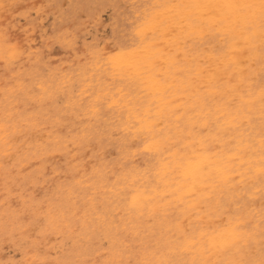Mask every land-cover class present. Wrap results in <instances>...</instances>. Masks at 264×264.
<instances>
[{"label":"bare ground","instance_id":"bare-ground-1","mask_svg":"<svg viewBox=\"0 0 264 264\" xmlns=\"http://www.w3.org/2000/svg\"><path fill=\"white\" fill-rule=\"evenodd\" d=\"M148 1L158 9L142 22L147 39L137 36L140 42L127 46L126 50L130 48L110 63L113 78L103 87L99 84L92 102L83 107L95 114L98 111L94 106L104 104L112 112L110 116L117 118L121 125L120 134L125 132L123 138L139 139L141 144L140 151L132 153L127 167L105 165L102 169L114 179L118 177L115 170H125L127 180L116 179L104 184L101 191L92 190L90 195V202L110 199L106 208L110 223L106 235L112 241V260L128 258L122 255L126 250L119 238L128 235L125 226L131 219L137 224L135 230H148L149 237L158 236L152 240L156 241L153 250L139 253L141 258L145 255L157 260L175 257L178 242L185 239L186 233L193 250L181 258L189 264L202 258L216 259V249L211 248L210 257H204L203 246L220 244L234 229L245 228V234H250L252 240L249 254L253 258L258 255V259V239L264 225L260 208L264 186L252 177L261 163L259 153L245 151L243 158H238L230 154L232 142L227 141L215 145L219 156L216 152L201 155L199 143H191L193 137L182 130L200 129L207 114V109L202 110V97L213 101L215 112L216 101L230 99L233 87L248 99L253 115L258 114L261 91L257 76L264 59L261 55L264 32L259 21L251 11L241 14L237 10L205 6L259 3V0ZM4 49V39L0 36V53ZM186 50L189 55L185 59ZM115 83L123 88L111 87ZM236 101L240 102L239 95ZM217 114L221 120L225 119L224 113ZM10 121L9 118L0 121V143L5 145L10 144L11 132L15 129ZM177 139L185 141L179 152L174 145ZM161 143L172 144L173 151L159 156L151 175H145L142 171L145 165L138 163L136 157L153 156V147ZM254 143L258 147V135ZM239 151L231 149V152ZM228 180L237 183L232 185ZM114 190L130 194L134 191L141 198L142 207L137 215L127 216L124 206L116 202ZM147 217L155 223L154 227L147 225L150 222ZM178 219L184 232L178 230ZM120 226L124 228L116 230ZM143 234L144 231L142 238Z\"/></svg>","mask_w":264,"mask_h":264},{"label":"rangeland","instance_id":"rangeland-1","mask_svg":"<svg viewBox=\"0 0 264 264\" xmlns=\"http://www.w3.org/2000/svg\"><path fill=\"white\" fill-rule=\"evenodd\" d=\"M5 3L16 10L9 12L5 21L0 8V36L5 45L0 53V121L5 118L7 106L15 129L10 144L0 143V262L111 261L112 247L106 235L110 199L90 202V195L94 189L103 190L104 184L124 180L125 170H115L118 177L114 179L102 169L105 165L116 168L129 164L137 150L129 152L128 146L141 144L139 139L123 138L125 132L120 134L121 125L104 104L95 114L83 107L92 102L99 84L103 87L113 78L110 63L130 48L126 50L127 46L140 42L128 23L124 46L113 48L110 44L114 32L127 23L126 16L131 13L141 28L144 17L151 13L143 9L132 12L131 5L150 2L4 0L0 5ZM5 28L10 32L8 38L4 36ZM5 67L10 68L9 80L15 82L7 91ZM37 68L48 73L43 81L49 89L46 95L49 99L59 95L62 106H53L49 111L45 101L42 110H29L26 105L41 108V101L27 92L17 103L14 88L19 89L18 82ZM118 86L123 88L111 85ZM145 156L139 154L137 162L143 163ZM101 179L108 181L101 183ZM146 220L154 227L150 217ZM130 221L125 226L128 235L144 231L143 238H149L152 245L156 243L152 240L158 236L149 237L148 230H135L136 222ZM113 233L117 234L115 230Z\"/></svg>","mask_w":264,"mask_h":264},{"label":"snow or ice","instance_id":"snow-or-ice-1","mask_svg":"<svg viewBox=\"0 0 264 264\" xmlns=\"http://www.w3.org/2000/svg\"><path fill=\"white\" fill-rule=\"evenodd\" d=\"M205 7H214V8H225L230 10H237L241 14H243L246 10L251 11L255 16V19L259 21L260 29L264 32V0H259V3H240V4H223V5H207ZM0 8L3 9L5 13L4 20H8V13L14 12L15 6L12 4H3L0 5ZM132 12L138 13L141 9L144 10L146 14L150 12H154L158 9L157 5H153L150 3L144 4H133L131 5ZM127 23L123 28L114 32L113 37L110 40V44L113 48L123 47L125 41L128 39L127 27L128 23L133 26V31L136 36H139L141 39H147L142 28L137 27L138 21L136 19H132L131 13L125 17ZM10 32L8 28H5L4 36L8 38ZM107 53H105V56ZM189 53L187 50L185 51V59ZM193 58L195 54H192ZM262 57H264V52L261 53ZM177 64L180 63L179 60L175 61ZM10 68L5 67L3 75L6 81V91L9 87H12L15 82L9 80L8 73ZM11 70L14 71V66L11 67ZM48 78V73L44 71L42 68H37L34 70H30L28 77L25 80L19 81L18 83L21 85L19 89H15L18 92L16 97L17 103L20 102L21 95L24 92L31 94L34 97H37L41 101V108H37L35 105H26L29 110L37 111L42 110L44 102L47 101V106L49 111L53 106L60 107L63 105V98L59 95L49 96L46 93L49 92L48 87L43 83L44 80ZM260 84V109L257 115H253V107L249 103L248 99L243 95H240L238 90L233 87L232 92L230 94L231 98L228 100L221 99L220 101H216L218 107L214 112L212 110L213 101L204 96L201 98L202 110L207 109L206 119L200 126V129H196L195 127L191 129H183L182 131H186L188 135L193 137L191 143H199L201 155H207L209 153L216 152L217 156H219V152L216 150L215 145L221 142L231 141L232 143L229 145V151L231 155H235L238 158H243L245 151L247 152H258L259 159L261 163L256 169V175L254 178L261 186H264V59L261 61V73L259 77ZM197 86V85H193ZM39 87L41 89L40 92L35 91V89ZM219 90V89H218ZM239 95L240 102L237 103L236 97ZM96 111H99V106H94ZM218 112H222L225 114V119L221 120L220 116L217 114ZM12 115V112L9 108L5 107V120ZM59 119V117H55ZM258 130V131H257ZM259 137V145L257 147L256 143H254L256 136ZM196 138H199L197 141ZM175 150L177 152L180 151L181 147L185 146V141L183 139H177L174 141ZM135 148L137 151L140 150V145H129L128 151ZM240 149L239 152H231V149ZM148 151L147 148L144 149ZM154 155L149 157H143V164L145 165L142 171L145 175H151L152 171L155 169V161L159 156H163L165 152L171 153L173 151L172 144H156L152 149ZM120 159V158H118ZM124 167H127L125 165ZM135 168L136 165L134 164ZM159 174V173H157ZM195 174V173H194ZM127 176H125V180H127ZM135 180V177H133ZM210 181L214 182V178H210ZM227 183L235 185L237 181L228 180ZM239 183H243L241 180ZM114 197L117 198L116 202L118 204H122L124 206V210L129 216L137 215L139 209L142 207L141 198L134 192L130 194L128 191H115ZM261 214L264 217V197H261ZM178 230L184 232V226L181 224L179 219L177 220ZM245 228H236L231 233L227 240L221 241L220 244L212 243L211 246H203V255L204 257H210L211 248L216 249V259L211 258H202L198 261H192L191 264H264V225H262V230L259 234V252L260 256L258 259L253 258L249 253L251 252L252 240L249 238V235H246ZM120 242L124 246L126 251L122 252L128 256V259H120L119 261L111 260V261H90V260H73L66 259L59 264H189V261L181 258L184 253L190 252L193 249L191 248V240L187 238V234L185 233V239L178 242V246L175 252V257L164 258V259H149L145 255L144 258H141L139 253L143 251L147 253L150 250H153V245L149 238H142L139 232L134 235H126L120 237ZM101 241L103 242V237H101ZM109 246H111L112 241H108ZM138 245L140 247H138ZM0 264H24V261H14L7 260L0 262Z\"/></svg>","mask_w":264,"mask_h":264}]
</instances>
